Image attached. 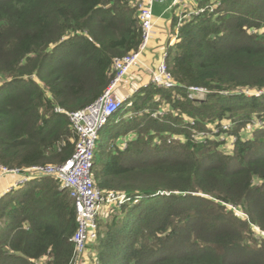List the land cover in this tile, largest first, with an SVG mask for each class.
Here are the masks:
<instances>
[{"label":"trees","instance_id":"16d2710c","mask_svg":"<svg viewBox=\"0 0 264 264\" xmlns=\"http://www.w3.org/2000/svg\"><path fill=\"white\" fill-rule=\"evenodd\" d=\"M141 3L0 0L2 165L72 157L68 114L102 97L115 60L138 51ZM178 7L174 86L140 84L97 142L95 184L127 200L99 215L84 264H264V96L244 93L264 91V0ZM77 228L70 192L33 178L0 198V264H71Z\"/></svg>","mask_w":264,"mask_h":264},{"label":"built area","instance_id":"2783aa9c","mask_svg":"<svg viewBox=\"0 0 264 264\" xmlns=\"http://www.w3.org/2000/svg\"><path fill=\"white\" fill-rule=\"evenodd\" d=\"M167 1L142 0L139 7L142 41L138 51L125 58L115 60L116 77L102 97L90 106L68 114L69 121L78 135L76 149L70 159L60 166H31L24 170L11 169L0 163V179L7 176L17 177L18 181L15 187L25 185L33 178L48 176L58 179L61 182V189L70 192L71 199L75 203L78 223L77 231L71 239L74 247V258L71 264H77L80 257L86 253L88 244L97 238L98 216L102 208L106 205L112 206L116 202L121 205L127 200L123 195L117 196L113 193L105 195L95 184L92 175L95 148L103 129L119 108L133 95H127L121 99L116 94V89L123 82L124 77H127L128 73L140 63L142 55L149 46L155 32L154 8L156 3H167ZM181 2L183 0H172L169 9L172 5L176 6ZM174 43L175 41H170V45ZM158 61L151 82L159 87L172 88L175 82L168 71L167 52H164ZM196 92L201 97H205L206 90L200 87H191L189 97H196ZM244 93L249 97L264 96V91L247 90ZM56 111L63 112L59 108ZM227 129L228 126H225L224 130Z\"/></svg>","mask_w":264,"mask_h":264},{"label":"rangeland","instance_id":"374dc122","mask_svg":"<svg viewBox=\"0 0 264 264\" xmlns=\"http://www.w3.org/2000/svg\"><path fill=\"white\" fill-rule=\"evenodd\" d=\"M195 1H197V0H183V2H181L180 4H177V5H180V8L181 9H179V7H178V10L176 12L177 13H180L181 11L183 12L184 9H188L189 8L191 2H195ZM171 2H172V0H168L167 3H159V2H157L156 5H155V8H154V14H156L160 18L166 14L163 17V19H165V20L168 19V17L170 16L169 15L170 13H168L167 11L172 12L173 8L175 7L174 5H172L171 8H170V10H167L166 11V8L169 9V5L171 4ZM150 42L151 43H149V46H148L147 50L145 51V53L141 57L140 63L142 62V59L147 60V61H152L153 59L156 58V60H157V59H159L162 56V54L164 52L167 51L168 44H165L164 46H162V49H164V51H163L162 54H160L159 53V49L157 47H153L152 46V41L151 40H150ZM159 55H160V57H159ZM137 66H135L134 68H136ZM134 68H133V70H131L128 73V76L127 77L126 76L124 77L123 82L121 84H119V86L116 89V94L121 99H122L123 95H128V96L129 95H132L137 90V88L140 87L139 85L142 84V83H144L143 82L144 80H142V79L139 80V76L142 75L143 72H146V68H143L142 70H140L138 72H134ZM132 75H133V77H132ZM152 76L149 77L146 80L149 81V82H151ZM196 97H198V98H204V97H201L200 94L197 93V92H196ZM128 104L129 105H132V102L129 100V103ZM106 128H107V126H106ZM105 131L106 130H103L102 132H105ZM233 142H234V138H229L228 139V145H227V147H230L231 144H233ZM109 207L110 206H107V205L104 206L102 208L101 212L99 213V215L103 211H105L106 208H109ZM240 214H242V213H240ZM86 253H88V252L86 251ZM86 253L82 257H80V259L78 260V263L77 264H84V256L86 255Z\"/></svg>","mask_w":264,"mask_h":264},{"label":"crops","instance_id":"0c3cea01","mask_svg":"<svg viewBox=\"0 0 264 264\" xmlns=\"http://www.w3.org/2000/svg\"><path fill=\"white\" fill-rule=\"evenodd\" d=\"M170 10L166 8V11ZM170 13L168 19H163L164 16L161 18L158 17L156 14V24H155V32L154 35L151 39L152 41V46L157 47L159 49V53L162 54L164 49H162V46L165 44H168L169 41H176L175 36H173V31H172V12L167 11ZM151 43V42H150ZM158 54V53H157ZM160 57V55H159ZM156 58L153 59L152 61H147L142 59V62L134 68V72H138L142 70L143 68H146V72H143L142 75L139 76V80H144L142 84H147L149 81V77L153 75V71L156 69V66L158 64V60L156 61ZM133 77V75H132ZM127 95H123V97H126ZM18 178L14 176H7L4 178L0 179V197H2L4 194L9 193L13 189H17L19 186L15 187L17 184ZM11 188V189H10Z\"/></svg>","mask_w":264,"mask_h":264},{"label":"bare ground","instance_id":"6f19581e","mask_svg":"<svg viewBox=\"0 0 264 264\" xmlns=\"http://www.w3.org/2000/svg\"><path fill=\"white\" fill-rule=\"evenodd\" d=\"M125 203V201L123 203H121V205H123Z\"/></svg>","mask_w":264,"mask_h":264},{"label":"clouds","instance_id":"9594fccd","mask_svg":"<svg viewBox=\"0 0 264 264\" xmlns=\"http://www.w3.org/2000/svg\"><path fill=\"white\" fill-rule=\"evenodd\" d=\"M130 100V99H129ZM129 100L127 101V103H129ZM129 106V105H128ZM132 106V105H131Z\"/></svg>","mask_w":264,"mask_h":264}]
</instances>
